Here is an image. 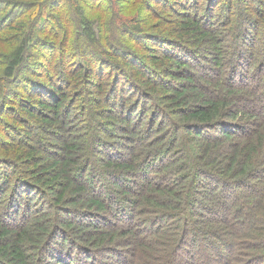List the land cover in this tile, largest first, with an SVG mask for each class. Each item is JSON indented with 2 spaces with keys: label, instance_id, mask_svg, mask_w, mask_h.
I'll return each mask as SVG.
<instances>
[{
  "label": "trees",
  "instance_id": "1",
  "mask_svg": "<svg viewBox=\"0 0 264 264\" xmlns=\"http://www.w3.org/2000/svg\"><path fill=\"white\" fill-rule=\"evenodd\" d=\"M264 264V0H0V264Z\"/></svg>",
  "mask_w": 264,
  "mask_h": 264
},
{
  "label": "rangeland",
  "instance_id": "2",
  "mask_svg": "<svg viewBox=\"0 0 264 264\" xmlns=\"http://www.w3.org/2000/svg\"><path fill=\"white\" fill-rule=\"evenodd\" d=\"M238 255H236V252L233 251L231 254H230V258H231V261H230V264H232L236 259H237Z\"/></svg>",
  "mask_w": 264,
  "mask_h": 264
}]
</instances>
